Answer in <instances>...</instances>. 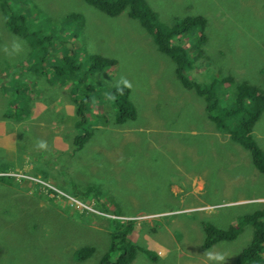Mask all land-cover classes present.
Instances as JSON below:
<instances>
[{
	"label": "rangeland",
	"instance_id": "rangeland-1",
	"mask_svg": "<svg viewBox=\"0 0 264 264\" xmlns=\"http://www.w3.org/2000/svg\"><path fill=\"white\" fill-rule=\"evenodd\" d=\"M145 1L167 27L187 17L206 19L205 26L174 38L189 52V63L194 61L191 69H183L185 75L207 86L232 76L264 92V0ZM12 16L15 21L22 17L16 26L26 25L16 28L22 29V36L10 30ZM26 35L49 40L36 46L37 54L36 44ZM14 38L20 51L9 54ZM73 52L81 55L77 78L83 95L90 94L87 121L76 131L75 111L71 117L46 112L55 118L51 126L66 127L61 130L70 142L66 150H55L49 126L44 136H28L32 144L22 148L28 158H8L10 165L0 174V264H99L119 232H128L126 239L139 248L132 264H186L189 255H199L200 250L199 260L205 264H238L253 239L252 224L232 241L210 248L204 247L206 227L221 224L228 229L238 215L263 208L264 174L248 149L218 130L206 97L184 86L177 64L160 52L138 19L127 12L111 16L86 0H0L3 114L22 121L30 118L28 111L15 106L29 109L19 93L17 98L10 93L13 82H6L7 74L26 81L37 70H48L49 85L34 88H44L46 102L55 90L57 98L50 106L70 99L66 89L71 83H58L55 65L43 62L46 67L31 68L28 61L45 53L51 59ZM94 56L115 63L88 77ZM24 66L29 67L27 77ZM121 77L132 85L130 97L137 110L136 120L125 124L115 120L110 97ZM223 83H218L217 93L222 106L230 107L235 89L232 82ZM229 87L231 91L223 92ZM249 111L238 108L228 122L233 126L242 117L247 120ZM33 125L26 127L32 131ZM87 132L91 136L77 149L75 138ZM252 134L264 150V109ZM41 140L46 149L36 147ZM88 189L93 190L85 194ZM129 224L133 228L126 230ZM86 247L95 252L80 262L76 251Z\"/></svg>",
	"mask_w": 264,
	"mask_h": 264
},
{
	"label": "trees",
	"instance_id": "trees-1",
	"mask_svg": "<svg viewBox=\"0 0 264 264\" xmlns=\"http://www.w3.org/2000/svg\"><path fill=\"white\" fill-rule=\"evenodd\" d=\"M86 2L99 7L111 16H118L121 14V12H127L129 16L138 19L142 25L146 27L147 30L154 36L160 52L171 57L177 64L178 75L181 78L184 86L187 89L194 91L196 90L197 93L201 95V97H206L209 115H211V117L214 119L215 125L216 122H219L220 126H218V130L228 133L233 141H236L241 146L248 149L251 154L253 164L262 174H264V150L258 145L252 134L253 127L264 109V92L260 90L258 86L250 85L247 82H236L232 76L219 78L218 82V79H215L213 84L207 86L198 83L195 79L192 80L189 76L183 73V69L187 65L190 69L194 66V61L191 59L192 63H189V58H191L189 56V52L182 45L177 43L175 44L174 38L180 34H183L187 29L195 28L201 24L205 26L206 19L201 16L187 17L178 20L173 26L167 27L159 22L157 13H155L154 10L148 6L145 0H86ZM21 19L22 17H16L15 21L12 16L9 25L14 27V29H10L13 33L22 36L24 34L22 29H27L26 25H15L21 23ZM17 27H22V29H16ZM186 34L187 33H184V35ZM26 38H29V35H26ZM34 38L32 37L29 39L33 44H36L34 47L35 52L38 54L39 52L36 50V46L41 45L49 39L46 40L45 38L37 37ZM199 52L201 53L200 49ZM40 54H42V52H40ZM47 56L48 54L45 53L40 59L28 61L29 65L31 68L46 67L43 62L47 63L49 67L55 65V68L52 70L55 73V76H58L59 78L58 83H71L69 88L66 89V93L68 95L67 97L70 99L79 101L74 102L76 105L77 116V120L74 122V127L77 131V129H79L81 126H84L87 121L86 105L90 102V94L85 93L83 95V86L81 84V80L77 78V75H80L81 55L78 52H73L71 55L66 54L60 58L53 57L51 59H47ZM91 60L92 64L89 68H87L88 77L96 75L94 72L95 70H104L107 67H111L112 63L114 62L113 59L101 56H94L91 58ZM22 66L23 64L21 67ZM23 75L24 77L26 76L24 73ZM22 79L23 78L21 77L15 78L14 76L7 77L6 79V82H13L9 86L10 93L15 88L17 90V97L19 93L21 99L23 98L21 92L22 87L19 86L21 83L25 82V80ZM32 79H35V81L31 82L33 85H49L46 82V79H50L48 78V70L41 72L37 70L35 72V76ZM223 80L232 82V85L235 89L229 97L228 103L231 104L230 107L229 105L222 106V101L220 100L217 93L218 83L224 84ZM17 85L19 86L16 87ZM119 87L122 88V85ZM117 88L118 86H115L110 92V97L115 107V120L119 124H125L128 120L135 121L137 117V110L131 101L130 88H123L122 92L118 91ZM30 91L31 87L28 89L29 93ZM229 91H231V87L223 90L225 93H228ZM245 107L250 109L248 112L250 113L249 118L244 120L242 117L241 119H238L237 124L232 126V124L228 122V120L232 117V113L235 115L238 108L245 109ZM69 134H71V132ZM90 136V132H87L85 136H81L79 134L75 138V143L80 144L77 146V149L81 148L83 142ZM92 190L93 189H88L85 194H90ZM66 194L74 197L67 192ZM252 212L253 211L250 210L238 215L236 221L230 224L228 229H223L221 224H214V226L206 227V242L204 247L210 248L220 241H232V239H234L236 236L238 237L240 234H242V231L244 228H246L247 224L251 223V226L254 227L253 239L250 242V245L245 248L238 256L237 263L246 264L249 262H254L256 264H264V207L256 210L254 213ZM99 213L101 214L102 212ZM132 228V225L129 224L127 225L126 230H131ZM127 233L123 235L121 232H119L118 235H116V239L112 243L111 248L99 264H132L136 258L139 248L126 239L125 236ZM94 252L95 248L86 247L77 250L76 256L80 262H83L85 259L92 256Z\"/></svg>",
	"mask_w": 264,
	"mask_h": 264
},
{
	"label": "crops",
	"instance_id": "crops-1",
	"mask_svg": "<svg viewBox=\"0 0 264 264\" xmlns=\"http://www.w3.org/2000/svg\"><path fill=\"white\" fill-rule=\"evenodd\" d=\"M7 77H9L8 74ZM19 85H17L16 87H18ZM19 87H22L21 90L23 97L22 101L24 100L25 102H30L31 97L33 96L31 103H29V110H32L33 114L29 113L30 118L28 117L26 121L24 120L22 121L20 118H11L10 115L3 114V107L2 105H0V163H1L0 174L4 173L2 170L8 165H10L11 160H8V158H12V157L19 158L21 156L28 158V156L24 155V152H22V148L24 150L25 146L32 144L27 140L28 136L31 135L32 139L36 138L37 135L44 136L47 133V131L44 130V128L46 127L50 126L51 129L50 137L52 136L55 145L54 148L56 151L59 150L60 152L62 150H66L67 143L70 144L69 141L64 140L63 137L61 136V130L66 127L59 128L58 126H51L52 124L55 125V118L53 116L47 117L45 116V113L46 112L51 113V111H53L59 114L60 112H64L66 115L71 117L70 114H72L73 111H75V116H76V109H74L76 105L74 104V102L67 98L66 99L67 101L63 102V105L61 106L60 105L50 106V105H54L53 102L56 101L57 97L54 95L55 91L53 95L47 98V102H46L43 96L44 88L43 87L34 88V85L31 84L30 78H27V80L24 83H21ZM30 87H31V91L29 93L28 89ZM11 94H13L15 98H17V90L15 88L12 90ZM0 99H2V97H0ZM14 104L16 107L21 106L23 111L24 108L22 107L21 104H16L15 102ZM30 122H34L33 125L34 127L32 131H29L28 127H26ZM66 126L68 127V125ZM250 227L252 226L250 225ZM164 250L167 251L168 249L165 248ZM197 254L199 255L196 256L189 255L186 264H192V263L205 264L206 260L204 259L199 260L200 256L203 255L201 250L197 252ZM225 264H232V261H226ZM246 264H256V263L249 262Z\"/></svg>",
	"mask_w": 264,
	"mask_h": 264
},
{
	"label": "clouds",
	"instance_id": "clouds-1",
	"mask_svg": "<svg viewBox=\"0 0 264 264\" xmlns=\"http://www.w3.org/2000/svg\"><path fill=\"white\" fill-rule=\"evenodd\" d=\"M5 51L7 52L8 49L6 48ZM19 51H20V43H18L16 39L14 38L12 45H11V52L9 54L18 53ZM119 85H122L123 87L121 88L119 87ZM131 87H132L131 83L127 79L121 77L120 81L118 82L117 90L122 92L123 88H131ZM36 147L38 149H46L47 145L44 141L41 140L37 142ZM222 258L223 257H219V256L216 257V259H222Z\"/></svg>",
	"mask_w": 264,
	"mask_h": 264
},
{
	"label": "flooded vegetation",
	"instance_id": "flooded-vegetation-1",
	"mask_svg": "<svg viewBox=\"0 0 264 264\" xmlns=\"http://www.w3.org/2000/svg\"><path fill=\"white\" fill-rule=\"evenodd\" d=\"M28 69H29V67L27 66H24V70H22V73H24L25 75H26V72L28 71ZM27 76V75H26ZM32 77L33 76H30L29 78H30V80L32 79ZM31 101H32V97H31ZM31 101L30 102H27V104L29 105V103H31ZM30 108H32V107H30ZM23 111H28L27 113H30V114H33V111L32 110H24L23 109ZM76 201V202H78V205H81L82 204V201H80L79 199H77L76 197H74V199H73V201ZM83 206H84V204H82Z\"/></svg>",
	"mask_w": 264,
	"mask_h": 264
}]
</instances>
